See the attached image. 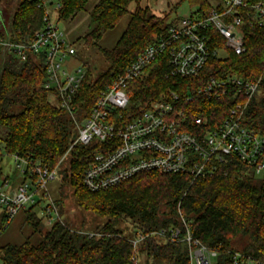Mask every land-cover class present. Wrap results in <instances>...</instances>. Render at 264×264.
Instances as JSON below:
<instances>
[{"label":"trees","instance_id":"obj_1","mask_svg":"<svg viewBox=\"0 0 264 264\" xmlns=\"http://www.w3.org/2000/svg\"><path fill=\"white\" fill-rule=\"evenodd\" d=\"M88 1L60 0L59 17H74ZM141 1L98 0L91 11V26L82 38L89 46L97 45L103 33L118 24L132 2L138 3L116 45L100 49L108 69L95 78L93 69L86 66V76L73 101V115L78 120L89 116L107 83L122 74L149 44L167 34L173 21L166 23L168 17L155 16L149 7L139 5ZM182 1L198 5L197 11L203 14L212 9L208 0ZM44 13L33 0H19L9 31L17 41L31 37L44 26ZM245 33L244 54L229 52L225 59L210 58L199 77L171 76L167 55L153 62L147 76L129 87L130 108L139 113L172 91H194L211 76L261 79L260 93L250 100L244 123L264 135V27L249 26ZM207 34L212 47L224 46L214 27ZM44 80L40 61L30 57L21 62L0 51V141L4 150L8 155L30 156L51 171L57 169L62 185L74 189L78 206L109 221L91 233L74 230L59 220L42 233L44 218L31 206L26 210L27 220L34 228L33 235L42 233V239L34 244L28 237L20 245L0 246L2 264H137L140 255L150 264H190L187 242H170L157 235L162 229H179L184 239L188 227L195 239L217 251L216 264H233L235 252L264 261V174L257 175L255 168L235 159L212 177L145 171L111 188L90 191L83 184V174L100 146L97 140L88 145L77 143L62 160L77 137L76 124L72 114L44 88ZM231 104L225 97L193 102L190 107L214 125L225 117ZM8 178L23 181L17 174ZM55 201L59 209L61 200ZM121 218L131 221L135 234L146 236L136 247L132 242L136 236L131 238L117 228ZM3 219L0 233L10 223Z\"/></svg>","mask_w":264,"mask_h":264},{"label":"built area","instance_id":"obj_2","mask_svg":"<svg viewBox=\"0 0 264 264\" xmlns=\"http://www.w3.org/2000/svg\"><path fill=\"white\" fill-rule=\"evenodd\" d=\"M44 10V26L31 37L17 41L7 28L9 20L0 14V51L26 62L33 57L45 68L44 88L67 109L76 124L77 137L63 159L77 144L97 140L100 146L83 174L84 186L93 192L111 188L145 171L162 174L188 173L193 178L212 177L233 160L264 174V135L245 125V112L250 100L259 92L261 79H247L235 74L211 76L194 91L184 94L172 91L168 96L151 101L139 113L130 108L131 84L147 76L153 62L167 55L169 74L173 77H199L207 61L220 58V47H212L207 30L214 27L224 39L228 52H246L245 29L264 27V1L222 0L208 14L196 11L189 17L171 23L163 37L149 44L114 80L100 91L89 116L80 120L74 113L73 101L84 80L85 65L71 63L76 48L52 19V8L60 0H33ZM228 98L231 107L225 117L212 125L209 118L195 114L190 104ZM0 146V156L3 154ZM15 169L23 179L15 182L0 177V207L7 222L31 206H41L45 225L61 219L56 201L48 190L57 179L51 171L30 156L11 154ZM45 202V203H44ZM179 229H162L157 235L170 242H187L190 264H216L217 251L195 239L188 227L184 239ZM146 236L136 234L133 245ZM233 264H264V261L233 253Z\"/></svg>","mask_w":264,"mask_h":264},{"label":"rangeland","instance_id":"obj_3","mask_svg":"<svg viewBox=\"0 0 264 264\" xmlns=\"http://www.w3.org/2000/svg\"><path fill=\"white\" fill-rule=\"evenodd\" d=\"M18 1L19 0H0V14L9 20L7 28H9L10 23L13 21V15ZM97 1L98 0H89L84 10L68 19L60 18L58 11L55 8H52L53 21L64 32L68 42L71 43L77 50V56L71 60V63L74 65L82 64L87 67H91L93 69V77L95 78L102 72L106 71L109 67V63L100 49H112L116 45L117 41L130 22L132 13H134L138 6V3L132 2L128 8V12L122 17L118 24L114 28L105 31L97 45L89 46L83 42L82 38L90 29V14ZM208 1L211 6H215L222 0ZM139 5L142 7H149L150 12L155 16L160 18L168 17L166 23L183 17H189L199 9L198 5H191L188 1L182 0H143ZM228 54V51L224 48H220V58L225 59ZM0 146L3 149V155L0 158V177H13L15 174L19 176L17 170L15 169L13 157L5 152L4 145L1 141ZM65 164L66 163H64V165ZM257 175L261 174L257 173ZM48 190L53 199L59 201L61 200V204L59 206L61 219L67 223L70 228L94 233L97 232L107 221H109L108 217L97 215L78 206L74 197V189L70 185H62L59 173L57 175V179L49 182ZM26 210H28V208L20 210L14 219L9 223L6 230L0 233V246L6 244L20 245L24 243L28 237H31V241L34 244L38 243L42 239L41 234L44 233L50 226L44 225L42 233L37 232L33 235L34 228L27 220L28 212ZM34 210L40 214L41 206H34ZM3 218L4 211L0 207V222H2V224L4 220ZM116 226L118 229L123 230L125 235L131 236V238L136 236L130 220L121 218L117 222ZM145 260L144 255H140L139 262L137 264L151 263L145 262ZM0 264H2L1 259Z\"/></svg>","mask_w":264,"mask_h":264}]
</instances>
